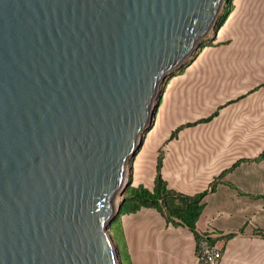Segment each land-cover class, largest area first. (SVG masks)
I'll return each mask as SVG.
<instances>
[{"label": "water", "instance_id": "95a60500", "mask_svg": "<svg viewBox=\"0 0 264 264\" xmlns=\"http://www.w3.org/2000/svg\"><path fill=\"white\" fill-rule=\"evenodd\" d=\"M223 1L0 0V264H120L128 161Z\"/></svg>", "mask_w": 264, "mask_h": 264}, {"label": "crops", "instance_id": "0c3cea01", "mask_svg": "<svg viewBox=\"0 0 264 264\" xmlns=\"http://www.w3.org/2000/svg\"><path fill=\"white\" fill-rule=\"evenodd\" d=\"M262 83L264 0H232L212 43L165 84L132 158L131 184L151 188L158 152L162 179L186 194L236 159L256 156L264 147ZM263 163L240 162L202 198L194 229L220 242L219 264H264V169H252ZM120 230L130 264H196L193 233L154 209L122 215Z\"/></svg>", "mask_w": 264, "mask_h": 264}, {"label": "trees", "instance_id": "16d2710c", "mask_svg": "<svg viewBox=\"0 0 264 264\" xmlns=\"http://www.w3.org/2000/svg\"><path fill=\"white\" fill-rule=\"evenodd\" d=\"M232 0H224L222 3V6L220 8V11L217 15L215 26L218 28L223 24L225 21L227 15L230 12V3ZM217 28V30H218ZM214 38H204L202 39L198 46L194 48L191 53L189 54L188 58L193 57V59L198 55L200 50L207 45H210L212 43ZM192 59V60H193ZM191 60V61H192ZM191 61L181 70L178 72H174L171 74L159 87V93L155 100V107H154V114L152 116V120L155 115L156 107L160 101L161 93L164 89L165 84L167 83L168 79L172 77L175 74L181 73L190 63ZM259 84V85H263ZM258 85V86H259ZM258 86H255L252 88V90L256 89ZM192 122H188L185 124H181L178 127H176L171 133L170 138L173 137L176 132L182 128L185 125H190ZM143 138V136H142ZM141 138V139H142ZM264 158V147L262 150L254 157L252 158H238L234 162H232L227 168H224L221 170L217 176L213 178L208 183V187L205 189L192 193V194H186L182 192H177L171 188H169L165 181L162 179L160 175V166H161V154L158 152L155 162V174L152 181V186L150 189L144 187L141 184L138 185H132L131 184V160H129L128 170H127V186L124 189L122 195H121V201L119 206V211L117 215L113 218L111 221L108 231L110 232L112 236L111 231V225L114 224V230L120 226V217L124 214H131L134 213L142 208H151L154 209L156 212H158L163 219L166 222H169L170 224L177 226L181 225L186 227L188 230H190L193 233L194 236V257H195V243L200 237L206 238L209 242H212V239L206 235L207 232H197L195 231V222L200 215V212L203 208V202L202 198L206 193L209 191H212L215 183L222 177L226 172L232 171L237 165H239L240 162L243 161H259ZM228 186H232L228 182ZM255 196V195H254ZM253 197V196H252ZM234 233L229 232L226 237H231ZM262 236L263 233H262ZM113 237V236H112ZM117 247V244H116ZM120 264H130L126 250L123 251L119 250L117 248ZM126 253V255H125ZM196 263V262H195Z\"/></svg>", "mask_w": 264, "mask_h": 264}, {"label": "built area", "instance_id": "2783aa9c", "mask_svg": "<svg viewBox=\"0 0 264 264\" xmlns=\"http://www.w3.org/2000/svg\"><path fill=\"white\" fill-rule=\"evenodd\" d=\"M221 258V244L219 241L209 242L200 237L195 243L196 264H219Z\"/></svg>", "mask_w": 264, "mask_h": 264}, {"label": "rangeland", "instance_id": "374dc122", "mask_svg": "<svg viewBox=\"0 0 264 264\" xmlns=\"http://www.w3.org/2000/svg\"><path fill=\"white\" fill-rule=\"evenodd\" d=\"M128 165H129V163L127 164V170H128ZM261 166H263L262 168L264 169V163L263 164H260V166H255L252 169H260ZM116 202L117 203L119 202V198L116 200ZM111 231H112V236L113 237L111 236V234H110L109 231H108V234L110 235L112 241L115 243V246L117 244V248H119V250H122L123 251V249H124V251H125L126 250L125 249V242H124V239H123L122 231L120 230V226H118V228L116 230H114V224H112L111 225ZM125 255H126V253H125Z\"/></svg>", "mask_w": 264, "mask_h": 264}, {"label": "bare ground", "instance_id": "6f19581e", "mask_svg": "<svg viewBox=\"0 0 264 264\" xmlns=\"http://www.w3.org/2000/svg\"><path fill=\"white\" fill-rule=\"evenodd\" d=\"M116 198L113 199V202L115 203Z\"/></svg>", "mask_w": 264, "mask_h": 264}]
</instances>
